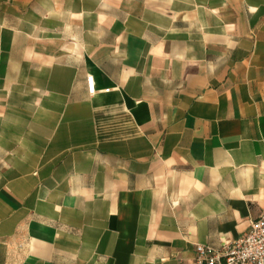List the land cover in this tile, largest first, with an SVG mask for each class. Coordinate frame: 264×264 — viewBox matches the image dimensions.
<instances>
[{
    "label": "crops",
    "instance_id": "crops-1",
    "mask_svg": "<svg viewBox=\"0 0 264 264\" xmlns=\"http://www.w3.org/2000/svg\"><path fill=\"white\" fill-rule=\"evenodd\" d=\"M263 209L264 0H0V264H194Z\"/></svg>",
    "mask_w": 264,
    "mask_h": 264
},
{
    "label": "built area",
    "instance_id": "built-area-1",
    "mask_svg": "<svg viewBox=\"0 0 264 264\" xmlns=\"http://www.w3.org/2000/svg\"><path fill=\"white\" fill-rule=\"evenodd\" d=\"M87 81L93 92V77L88 76ZM195 250L194 264H264V209L239 237L219 247L197 243Z\"/></svg>",
    "mask_w": 264,
    "mask_h": 264
}]
</instances>
